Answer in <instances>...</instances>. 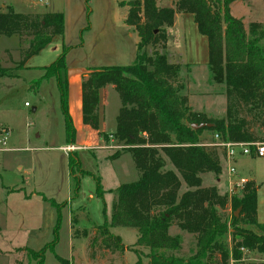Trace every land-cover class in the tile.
Wrapping results in <instances>:
<instances>
[{"label":"trees","instance_id":"1","mask_svg":"<svg viewBox=\"0 0 264 264\" xmlns=\"http://www.w3.org/2000/svg\"><path fill=\"white\" fill-rule=\"evenodd\" d=\"M235 0H177L174 6H160L158 0H129L126 24L138 33L136 61L128 65H107L89 68L82 75V120L98 130L100 116V90L116 84L122 106L116 118L114 139L125 147L109 156L114 160L130 153L139 178L113 189L115 200L111 219L103 225L91 223L82 236L90 240L89 247L98 244L112 253L127 250L138 255L135 264H143L138 247L149 250V264H230L231 257L242 256L241 247L264 253V223L258 220V187L247 182L242 196H229L219 192L217 186H203L202 175L222 173L221 157L217 145H206L201 135L209 130L218 133L222 141L264 142V22H250L231 13ZM176 13L194 15L200 33L208 37V69L212 81L225 84L226 115L209 117L193 111L184 94L185 82L181 78V65L169 59L166 50L167 29L174 24ZM65 17L62 12L24 13L9 8L0 12V36L32 37L28 47L21 46V59L16 68L0 63V78L15 77L14 70L44 49L56 35H64ZM151 47L149 52L147 48ZM64 47V52L68 50ZM65 54L50 66L45 75L36 80L55 77L60 91L61 109L65 119L66 143H76V127L69 106V83ZM210 123L211 126L193 128V124ZM254 126L263 130L257 135ZM168 162L173 169H168ZM72 182L71 199L78 196L80 182L85 175L96 181V194L103 198L104 188L100 176L82 168L77 151L68 153ZM183 183L188 187L181 192ZM45 200H48L44 196ZM52 204L58 206L54 200ZM232 204L231 221L220 213ZM241 208L238 216L235 210ZM77 219L72 218V223ZM250 224L259 228L257 233L240 228ZM177 225L183 232L196 235V251L188 257L176 255L182 247V235L170 234ZM131 227L138 232L136 242L126 246L112 227ZM54 240L30 254L44 264L48 249L54 250ZM233 230L230 248L222 237ZM73 227V237H80ZM239 236L240 238H237ZM24 248H19L18 251ZM91 252L90 258L95 257ZM61 264L69 260L57 256Z\"/></svg>","mask_w":264,"mask_h":264},{"label":"rangeland","instance_id":"2","mask_svg":"<svg viewBox=\"0 0 264 264\" xmlns=\"http://www.w3.org/2000/svg\"><path fill=\"white\" fill-rule=\"evenodd\" d=\"M122 1L128 2L129 0L42 1V9L46 11L55 7L62 13L66 12V37L80 43V46L75 49H68L66 54L63 53V48L52 62L54 63L61 55L65 54L68 83H70V69H82L92 62L105 63L102 61H110L109 63H116V65L135 63L137 57L136 42L139 41V36L137 30L125 22L128 6ZM38 2L40 4V0ZM0 11H2L1 8ZM18 11L24 12L25 9L20 7ZM232 14L235 17H243L245 20L254 18L264 21V0H238L232 7ZM248 25L249 23L245 24L246 27ZM129 32H132L133 36H130ZM168 35L169 42L167 41L165 51L172 62L181 65V78L187 86V94L192 96V102L199 110L204 109L210 115L220 116L227 107V98L225 97L226 100L223 98L226 95L217 93L222 91V88L220 85L217 86L209 82L207 71L201 68L190 71V68L184 64V60L179 54L183 53L184 55V33L179 32L178 29L170 28ZM18 38V35L0 37V50L3 49V52H0V58L6 59H4L3 65L16 66V63L21 59V46L28 47L32 37L23 39V44L20 39L19 52L16 49L19 44ZM118 44L123 46L127 55L120 58L101 56L98 59L97 47L102 49L109 46L113 50ZM262 46L264 47V41ZM6 47L12 49V56L17 57L18 61L11 58L10 55L4 56ZM147 50L152 51L151 47ZM53 52L48 53L47 51L37 58L34 56V65H41L50 61L51 57L56 55ZM207 56H209L208 51ZM77 72L79 71L77 70ZM37 73L38 71H33L30 68L24 69L23 72L18 69L19 77L0 78V264H24L27 261L37 264L39 259L35 255L32 256L29 250L25 248L29 247L36 252L45 248L54 240L58 226L57 245L53 251L50 249L46 251L45 264H59L57 256L69 257L72 250L67 203L71 180L68 156L62 148L66 144V133L60 91L57 81L52 79L51 82L41 86L39 90L40 95L42 94L41 98L39 92L32 89L37 86V82L32 84L29 81L32 76L39 80ZM26 102L29 105H26ZM253 129L257 135L263 134V130L258 126H254ZM214 135L212 131L206 130L202 142L214 145L216 143ZM217 151L220 156L224 154V150L219 146ZM128 158L129 160L125 158L122 161L125 165L123 170L129 173V177L124 178L126 180H123L125 181L123 183L138 179L136 175L130 176L132 167L135 172L138 171L131 154ZM99 161L100 168L105 173L103 183L105 189L111 187L115 189L117 186L113 185L123 184H115V179L109 174L111 172L106 167L104 160L99 158ZM119 164L121 166V162ZM227 165L223 164V170L219 177L213 173L205 174L203 177L204 185H218L220 190L225 191L224 193L229 196L236 194L240 197L247 183L244 184L243 188L238 187V191L234 192L232 186L231 189L229 188L230 180L240 182L242 177L247 178L249 182H253L258 187L259 221L264 223V155L239 153L233 164L236 173L232 176L228 173ZM91 177L95 181L94 177ZM14 187H21V189L12 192ZM187 188L184 183L181 192ZM94 189H96V181ZM26 195L29 197L26 198ZM44 196L48 200H45ZM52 200L59 205L52 204ZM239 209L237 208L235 213ZM220 213L226 220L231 221L232 204H229L225 209H220ZM73 217L76 218L75 215ZM240 228L250 229L257 233L262 232L250 224H241ZM77 229L80 233L79 236H82L81 233L84 229ZM179 230V227L174 225L171 234H175ZM233 230L231 229L222 237L223 242L230 248L233 245ZM112 233L120 236L126 246L133 245L138 237L137 230L131 227L118 226L113 228ZM182 234V247L174 253L178 256L188 257L196 251V235L186 232ZM237 238L240 237L237 236ZM74 241L77 251L76 257L79 258L75 264L96 263L97 259L91 260L90 258L91 252L103 257L105 261L102 264H115L114 254H118L116 264H135L138 260V255L131 250L123 253H112L100 247L99 243L90 248V240L87 238L86 250L83 251L80 248L82 241L75 239ZM19 248L24 249L18 251ZM138 249L142 253L143 264H149V258L146 256L149 250L144 247H138ZM110 256L113 260H110ZM245 258L244 264H264V253L249 251Z\"/></svg>","mask_w":264,"mask_h":264},{"label":"crops","instance_id":"3","mask_svg":"<svg viewBox=\"0 0 264 264\" xmlns=\"http://www.w3.org/2000/svg\"><path fill=\"white\" fill-rule=\"evenodd\" d=\"M42 1L45 2L46 0H40V4L38 0H0V8L2 10L0 12L7 11L9 8H13L15 11H18V8L20 7L25 9L24 13L60 12L59 9H56L55 7H53V9H50V11H46L45 9H42V5H41ZM173 1L169 2L168 0H158V4L160 3L159 4L160 6H174L177 0H173ZM123 2H126V1H123ZM236 2H238V0H235L231 4V13H232V7ZM63 13L65 14L64 16L66 19L65 23L67 24L66 12H63ZM238 18L243 19L245 24L253 22V21L264 22L263 20H256L254 18H249L247 20H245L243 17H238ZM170 28L178 29L179 32L184 33V36H185L184 37V40H185L184 55L183 53H179L184 60V64L190 68V71H192V69H197V68L198 69L201 68L207 71L209 82L217 86L220 85V87L222 88V91H219L217 93H222L225 95V84L216 83L212 81L210 71L208 69V62H209V56H207V51L209 53L208 37L199 32L197 23L195 22V19H194V15L191 13H176L174 24L168 29ZM168 29H167V33H168ZM129 35L133 36V33L129 32ZM0 37H7V36L1 35ZM139 41H140V38H139ZM139 41L136 42L137 54H138ZM17 42L19 44L16 47V49L19 52L20 37L17 39ZM168 42H169V35H168ZM78 46H80V43H78L77 41L74 42L72 39L70 40L66 37V30H65L64 35L54 36L53 39L50 41V43L44 49H42L38 54L34 55L35 57L32 56L31 58H29L25 62L24 67L19 70L23 72L24 69L30 68V69H33V71H38L37 73L38 77L39 79H41L45 75V69L43 68L49 66V64L52 63L56 59V57L60 54V52L62 51L64 47H68L69 49L71 48L75 49ZM96 49L98 51L97 53L98 59H100L101 56L104 58H118V57L120 58L124 55H127L126 51H124L123 46L121 47L120 44H118V46L113 50L110 49L109 46H106L105 48H102V49L100 47H97ZM47 51L48 53H52L54 51L53 53H56V55L52 56L50 61H48L45 64L34 65L33 63V61L35 60L34 58L41 57V55H44V53H46ZM0 52H3V49L0 50ZM4 53H5L4 56L10 55L11 58H13L15 61L19 60L17 57L12 56V49L8 47L4 49ZM4 59H5L4 57L0 58L1 64L4 63L3 62ZM102 62H105V63L92 62L90 63V65H87L86 67H83L82 69H77L79 72H77L76 68L70 69L69 71V80H70L69 106H70V113H71L74 125L76 127L77 133H76V143L74 145H69L66 143L62 148L66 152L67 156H68L69 151L71 150L77 151L79 159L82 164V168L84 170L91 172L95 176H100L102 185L105 180L104 179L105 173L103 169L100 168L99 158L103 159L109 172H111L109 174H111L115 179V182H116L115 184H119V183L121 184L125 182L123 181V180H126L124 178L129 177V173L123 170L124 168L123 166L125 165H124V162L122 161L125 158L129 160L128 157L130 154L123 153L119 158L114 159V160L109 158V156L112 155L115 151L121 150L122 148L125 147L124 143L119 142L118 140L114 139V137L112 136V132L115 130L116 125H117L116 118L122 106L120 96L115 88L116 87L115 83L109 84L100 90V103L98 107V112L100 116V128L98 130L93 129L90 126L85 125L82 120V89H81L82 75L88 70V68H91V66L98 67V66L116 65V63H109L110 61H102ZM3 66L11 67L7 65H3ZM11 68H16V66L11 67ZM38 68H41V69H38ZM14 73L16 74L15 77H19L18 69L17 70L15 69ZM30 78L31 79L29 81H31L32 84L36 82L37 80L35 79L36 77L34 76ZM52 79L56 80L55 77H51L49 79H43L40 83V86L37 85L32 89L39 92L41 86H43L44 83L51 82ZM40 93L41 92H39V96L42 95V94L40 95ZM187 93H188V89H187V86H185L184 94H186L189 97V105L193 111L205 113L209 117H224L226 115V109L220 116L210 115L204 109L199 110L195 106V104L192 102V96L188 95ZM225 97L226 96H224L223 98L226 100ZM204 135H205V131L201 135V141L203 140ZM203 144H206V143H203ZM206 145H210V144H206ZM67 147H71V150H68ZM220 157H221L222 166L223 164H228V161L224 158V154L221 155ZM120 162H121V166L119 164ZM167 168L173 169V166L168 162ZM69 174H70V170H69ZM205 174L202 175L203 186H213V185H204L203 177ZM135 175L137 176V178H139L138 172H135L132 167L130 176L133 177ZM242 178L246 179L247 182H249L247 178H244V177ZM70 180H71V177H70ZM233 182H236V181H233L231 179L230 184H229L230 189L232 187L233 189L236 188L235 186L236 183L234 184ZM94 185H95V181L93 180V178L90 175H85L81 179L78 196L75 199H71L72 182H70V187H69L70 190L67 196L68 197L67 203L69 207V226H70L69 232H70V237L72 239L70 240V245H71L72 250H71L69 257L62 256V258L69 260V264H75V262L79 260V258L76 257L77 251L73 243L75 242L74 239L82 241L81 243L82 247L80 245L79 246L83 251L86 250V239L87 238L84 236L73 237V227L81 228V229H89L91 223H95L97 225H103L104 222L106 221V218L110 220L112 216V210H113L112 203L115 200V193L112 192L114 188L111 187V188L105 189L103 185L105 192H104L103 198H100L96 194V189H94ZM113 186L118 187V185H113ZM215 186H217L220 193L225 194L224 193L225 191L224 192L221 191L218 185H215ZM20 189L21 187H14L12 189V192L19 191ZM25 197L28 198L29 196L26 195ZM73 215L76 216V219H77L76 223H72ZM258 220H259V210H258ZM113 228H116V227H112L111 232ZM171 229L172 227L170 228V234H171ZM182 233L183 231L179 230L175 232V234H172V235H176V234L183 235ZM117 255L118 254L116 255L114 254L113 256L115 264L118 262V260H116V258L118 259ZM95 259H97L96 263H93V262H87V263L102 264L105 261L101 255H98V256L95 255L93 259L91 258V260H95ZM110 260H113L112 256H110ZM24 264H33V262L27 261V263H24ZM44 264H45V261H44ZM59 264H61L60 261H59Z\"/></svg>","mask_w":264,"mask_h":264},{"label":"built area","instance_id":"4","mask_svg":"<svg viewBox=\"0 0 264 264\" xmlns=\"http://www.w3.org/2000/svg\"><path fill=\"white\" fill-rule=\"evenodd\" d=\"M26 105H29L28 102H26ZM215 137V145L221 147L224 150V158L228 161V172L229 174L235 175L236 169L234 167V161L239 153L241 154H252L255 153L257 155H264V143L260 142H232V141H222L221 137L218 133L214 135ZM68 150H71V147H67ZM236 183V188L234 189V192L238 191V187L243 188L244 184L247 183L246 179H240V182H233ZM232 183V185H233ZM242 252V256L239 259L231 257L230 264H244L246 260V254L249 253V250L245 247L240 248Z\"/></svg>","mask_w":264,"mask_h":264},{"label":"water","instance_id":"5","mask_svg":"<svg viewBox=\"0 0 264 264\" xmlns=\"http://www.w3.org/2000/svg\"><path fill=\"white\" fill-rule=\"evenodd\" d=\"M209 126H211L210 123H204V122L203 123H200V124H193L192 125V127L195 128V129H197V128H203V127H209ZM240 210H241V208L236 212V216L239 215Z\"/></svg>","mask_w":264,"mask_h":264}]
</instances>
